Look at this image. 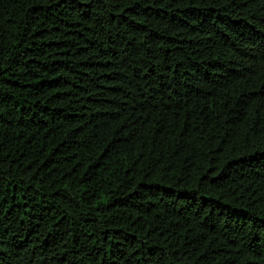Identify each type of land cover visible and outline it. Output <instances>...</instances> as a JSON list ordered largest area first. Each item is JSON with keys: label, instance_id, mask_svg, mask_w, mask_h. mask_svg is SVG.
Segmentation results:
<instances>
[{"label": "trees", "instance_id": "obj_1", "mask_svg": "<svg viewBox=\"0 0 264 264\" xmlns=\"http://www.w3.org/2000/svg\"><path fill=\"white\" fill-rule=\"evenodd\" d=\"M0 264H264V0H0Z\"/></svg>", "mask_w": 264, "mask_h": 264}]
</instances>
